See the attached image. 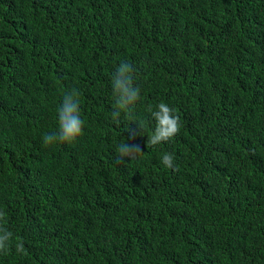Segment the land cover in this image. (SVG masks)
Wrapping results in <instances>:
<instances>
[{"label": "trees", "instance_id": "1", "mask_svg": "<svg viewBox=\"0 0 264 264\" xmlns=\"http://www.w3.org/2000/svg\"><path fill=\"white\" fill-rule=\"evenodd\" d=\"M72 88L84 135L46 146ZM161 102L180 132L147 146ZM0 211V264H264V0H0Z\"/></svg>", "mask_w": 264, "mask_h": 264}, {"label": "clouds", "instance_id": "2", "mask_svg": "<svg viewBox=\"0 0 264 264\" xmlns=\"http://www.w3.org/2000/svg\"><path fill=\"white\" fill-rule=\"evenodd\" d=\"M112 88L114 97L113 119L119 121L121 114L124 113L127 119L143 129L142 122H137L134 117L135 106L140 100V89L134 85V75L130 64L120 63L112 78ZM80 96L81 93L77 88H72L63 94L62 103L57 108L58 131L46 134L43 137L46 146L54 145L57 142L74 145L82 138L84 135V120L80 114ZM148 111L155 121V128L152 134L148 136L147 146H158L179 134L181 123L179 117L174 114L173 108L161 102L155 110L149 106ZM116 152L118 163L137 161L144 154L138 144L129 143L128 141L120 143ZM161 163L168 169L175 168L174 156L171 153L163 154ZM6 223L5 214L0 211V254L3 255H8L11 252L13 241V233L5 226ZM15 249L17 253H23V243H16Z\"/></svg>", "mask_w": 264, "mask_h": 264}]
</instances>
